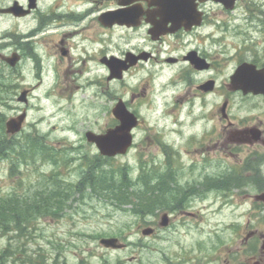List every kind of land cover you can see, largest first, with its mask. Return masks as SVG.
<instances>
[{"label":"flooded vegetation","instance_id":"af4514ba","mask_svg":"<svg viewBox=\"0 0 264 264\" xmlns=\"http://www.w3.org/2000/svg\"><path fill=\"white\" fill-rule=\"evenodd\" d=\"M0 54L19 56L14 66L0 58L3 69L31 62L65 91L109 73L108 61L125 67L110 81L131 79V148L147 151L133 186L147 193L137 201L159 206L139 215H154L148 235L141 225L126 240L113 235L121 248L53 238L6 246L0 264H264V0H0ZM53 186L72 188L63 193L78 213L71 234L81 236L86 189ZM158 236L165 244L151 246ZM105 250L128 256L110 261Z\"/></svg>","mask_w":264,"mask_h":264},{"label":"rangeland","instance_id":"374dc122","mask_svg":"<svg viewBox=\"0 0 264 264\" xmlns=\"http://www.w3.org/2000/svg\"><path fill=\"white\" fill-rule=\"evenodd\" d=\"M230 40L236 41L237 37L231 36ZM232 66L233 63H230V69ZM2 75L8 77V83H11L9 89H5L4 93L0 92L5 97L0 101L3 122L4 119L17 115L24 107L27 109L24 128L13 136L14 142H19V138H23L25 133L36 132L43 136V142L47 146L56 148L58 158L48 160V157H37L34 161L29 159L27 162L23 159L16 160L18 162L11 172L10 153L8 156H0V195L7 194L13 187L21 188L20 191L26 193L28 190H23V187L42 185L41 181L52 186L59 182L77 184L84 170L83 163L102 158L97 148L86 141L85 131L92 130L98 133L113 126L115 122L111 108L117 102V98L127 100L128 93L132 91V87L127 86L131 79L125 81V86L107 80L108 73H105L103 68L100 78L94 76L97 82L92 84V81H88L92 78L86 76L87 80L78 81L81 83L78 90L72 87L65 91L62 79L55 83L50 73L36 76L32 63L28 61L22 62L15 70L9 68L4 70L0 67V76ZM29 87L32 91L28 104L26 106L19 104L16 100L18 94ZM139 110L144 112L143 107ZM142 135L141 130L136 131L135 139L138 144H141ZM144 145L139 150L131 148L125 155L105 160L106 165L112 164L108 166L109 168L117 165L127 166V176L135 180L140 174L141 161L147 159ZM128 190H131L130 187ZM88 193H85L87 196L82 208L85 217L76 226V229H82L81 236L71 234L75 229L71 223L78 213H72L74 201H71L72 197H70L63 213L54 217L55 220H51L47 214L37 216L33 225L42 233H32L33 236L26 241V246L48 245V239L54 238L55 243L63 240L70 242V245L96 247L100 246L99 236L118 235L122 240H126L129 237L127 231L136 229L138 225L151 226L148 222L152 221L154 215L146 216L148 221L146 222L129 210L132 205H120L117 202L95 197L90 191ZM7 233L9 232L0 236V250L8 246V243L15 246L16 239H10ZM12 233L9 235H14ZM178 238L181 239L179 236ZM164 244L159 236L151 240V246L161 247ZM105 253L110 261H113L114 256L117 255L124 258L128 256L127 251L105 250Z\"/></svg>","mask_w":264,"mask_h":264},{"label":"trees","instance_id":"16d2710c","mask_svg":"<svg viewBox=\"0 0 264 264\" xmlns=\"http://www.w3.org/2000/svg\"><path fill=\"white\" fill-rule=\"evenodd\" d=\"M8 77L0 76V92L9 89ZM5 97L0 93V101ZM10 153V170L13 172L14 166L23 159L27 162L29 159L48 157L57 159L56 151L43 142V137L36 132L25 133L19 142H14L13 136H7L3 128V116L0 113V156H8ZM102 159V163L101 162ZM111 158H97L95 161L85 162L86 170L82 173L83 182H88L95 189L96 193L103 197L111 198L119 203H133L132 197L141 198L144 196V190L138 189L129 191L131 180L127 173V168L123 165H117L109 168L112 164L106 165V161ZM102 168H96L100 167ZM41 186L26 187V193H19L14 190L7 194L5 198L0 197V232L15 231L21 235L24 231L33 225L37 216L49 214L52 207V195L48 190L45 181H41ZM92 184V185H91ZM56 190H60L59 188ZM61 197V195H58ZM145 206L143 203L135 205L136 211H141ZM156 207V206H154ZM153 207V208H154Z\"/></svg>","mask_w":264,"mask_h":264},{"label":"water","instance_id":"95a60500","mask_svg":"<svg viewBox=\"0 0 264 264\" xmlns=\"http://www.w3.org/2000/svg\"><path fill=\"white\" fill-rule=\"evenodd\" d=\"M4 59L10 64L14 65L19 59V56L13 54L11 57H4ZM110 68V75L108 79L112 77H120L121 68L117 64L112 62L107 63ZM241 67H238L234 75L232 76V82L235 84L236 88H240V76ZM27 90L21 91L17 100L21 102H27ZM113 115L119 120V124L115 127L106 129L103 133H94L92 131H87L85 136L87 141L92 142L98 148L100 154L104 156H114L116 154H124L132 142L131 129L137 124L136 116L131 113L124 105L123 102H118L112 108ZM26 112L23 111L21 114L10 117L5 122L6 133L13 135L19 132L22 128V124L25 120ZM164 217H162L163 219ZM151 228H145L143 233L147 234L151 232ZM100 243L106 247H118L121 244L118 243L117 238H103Z\"/></svg>","mask_w":264,"mask_h":264},{"label":"bare ground","instance_id":"6f19581e","mask_svg":"<svg viewBox=\"0 0 264 264\" xmlns=\"http://www.w3.org/2000/svg\"><path fill=\"white\" fill-rule=\"evenodd\" d=\"M92 82H96V79L92 80Z\"/></svg>","mask_w":264,"mask_h":264}]
</instances>
